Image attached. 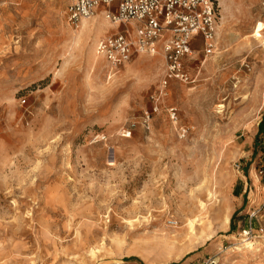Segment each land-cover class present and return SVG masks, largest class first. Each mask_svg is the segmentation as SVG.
<instances>
[{
  "label": "rangeland",
  "instance_id": "374dc122",
  "mask_svg": "<svg viewBox=\"0 0 264 264\" xmlns=\"http://www.w3.org/2000/svg\"><path fill=\"white\" fill-rule=\"evenodd\" d=\"M70 2L0 0V264H264L262 1L216 0L189 82L94 64L123 28L74 43Z\"/></svg>",
  "mask_w": 264,
  "mask_h": 264
},
{
  "label": "built area",
  "instance_id": "2783aa9c",
  "mask_svg": "<svg viewBox=\"0 0 264 264\" xmlns=\"http://www.w3.org/2000/svg\"><path fill=\"white\" fill-rule=\"evenodd\" d=\"M261 1L264 6V0ZM112 5L116 7L111 9ZM102 6L107 8V19L123 28L100 40L97 46L98 54L114 68L130 61L135 54L156 55L162 44L167 79L189 82L183 60L192 55L193 41L202 39L206 55L216 49L219 19L216 0H71L67 21L78 27ZM172 112L175 116L173 109Z\"/></svg>",
  "mask_w": 264,
  "mask_h": 264
},
{
  "label": "bare ground",
  "instance_id": "6f19581e",
  "mask_svg": "<svg viewBox=\"0 0 264 264\" xmlns=\"http://www.w3.org/2000/svg\"><path fill=\"white\" fill-rule=\"evenodd\" d=\"M93 17H91L90 19H84V20H82L81 23H80V25H79V27H78V29L81 28V31L78 34L70 35V37H69L70 39L69 40H72L74 43H77V42L83 40V38L85 36L86 37H90L89 36L90 35V31H94V33L95 32H103L105 30L104 29V26L106 25L103 19L104 18L107 19L106 13L104 11H102L101 14H100V16H99V17H101L100 18L101 20L100 21H96V23H94V24H91L89 21ZM107 21H109V20L107 19ZM111 24H113V23H111ZM113 25H116V24H113ZM116 26H118V25H116ZM95 46H96V42L94 41V43L91 46V48H92L93 53L95 52V54H96V48H95ZM146 55H149V54H146ZM149 56H152V55H149ZM102 60H103L102 57L98 53H97V55H95V57L93 56V63L94 64L99 65ZM109 65L112 67V65L110 63H109ZM101 68H102V66H101ZM222 107H223L222 105L219 106V108H222ZM258 244H260L259 241H258ZM255 245H256V243L255 244H252V243H247L246 244L247 247H252V248H254Z\"/></svg>",
  "mask_w": 264,
  "mask_h": 264
},
{
  "label": "trees",
  "instance_id": "16d2710c",
  "mask_svg": "<svg viewBox=\"0 0 264 264\" xmlns=\"http://www.w3.org/2000/svg\"><path fill=\"white\" fill-rule=\"evenodd\" d=\"M264 135V118L262 119L261 123L259 124V127H258V133L256 135V145L258 143H260V138L261 136ZM256 155V151L254 153V156ZM231 226H232V229H234L236 227V219H235V216L233 217L232 219V222H231Z\"/></svg>",
  "mask_w": 264,
  "mask_h": 264
},
{
  "label": "crops",
  "instance_id": "0c3cea01",
  "mask_svg": "<svg viewBox=\"0 0 264 264\" xmlns=\"http://www.w3.org/2000/svg\"><path fill=\"white\" fill-rule=\"evenodd\" d=\"M110 7H111V9H112L113 7H116V5H112V6H110ZM99 9H100V8H99ZM99 9H98V10H99ZM105 11H106V10H105ZM105 11H104V12H105ZM114 27H115V28H118V26H116V25H114ZM152 56H153V55H152Z\"/></svg>",
  "mask_w": 264,
  "mask_h": 264
}]
</instances>
